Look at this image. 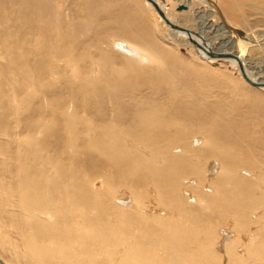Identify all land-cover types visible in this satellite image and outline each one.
I'll list each match as a JSON object with an SVG mask.
<instances>
[{"label":"rangeland","instance_id":"obj_1","mask_svg":"<svg viewBox=\"0 0 264 264\" xmlns=\"http://www.w3.org/2000/svg\"><path fill=\"white\" fill-rule=\"evenodd\" d=\"M202 1L41 0L49 6L43 20L52 24H37L33 31L23 27L26 18L9 0L0 6V258L5 264H199L201 259L202 264H264V90L211 56L222 48L230 57L231 50L242 52L248 70L264 79V0H208L220 16ZM180 5L188 9L178 10ZM158 10L191 30L193 38L171 34ZM126 47L137 54L130 56ZM139 51L156 62L140 63ZM146 105L175 119L172 131L155 121L142 124L154 135L173 136V146L152 134L150 141L137 142L134 130L120 138V128L136 127ZM185 111L208 117L190 118ZM214 117L232 120L231 129L214 133L236 138L231 142L238 149L203 158L207 150L222 147L202 142L203 128H210ZM229 157L242 159L227 177L218 169ZM175 168L181 171L171 178ZM223 177L230 181L222 182ZM133 197L141 210L132 208ZM57 203L64 206L59 212ZM122 212L127 214L117 223ZM121 241L131 248L120 250L128 254L121 253L117 262L113 252ZM80 243L87 246L77 249Z\"/></svg>","mask_w":264,"mask_h":264},{"label":"bare ground","instance_id":"obj_2","mask_svg":"<svg viewBox=\"0 0 264 264\" xmlns=\"http://www.w3.org/2000/svg\"><path fill=\"white\" fill-rule=\"evenodd\" d=\"M10 1V6L11 7H15L16 6V11L18 12V11H21L22 12V16H24L26 19L24 20V21H22V23H23V27L24 28H27V29H30V30H32L33 31V26H35V25H37V24H41L42 26H46V24H52L51 22H48V21H44L43 20V17H44V15H46V14H48V5L45 3L44 5L43 4H41V0H9ZM147 1H151V0H147ZM162 2H166L167 0H161ZM215 1V0H214ZM213 1V2H214ZM195 2V1H194ZM212 2V1H211ZM196 3V2H195ZM207 3V4H206ZM18 4L19 5H21L22 6V8H20L19 6H18ZM200 4H204L205 6H208V7H210V11H212L214 14H215V16H220V11H218L215 7H214V4H211L208 0H203ZM8 6V3H7V0H0V6L3 8L4 6ZM19 8V9H18ZM36 8H38V9H36ZM187 10L188 9V6L187 5H180V6H178V10ZM10 11H13L12 9L10 10ZM200 11V10H199ZM205 12V11H204ZM158 13L160 14V15H164V13L161 11V10H158ZM197 13V12H196ZM195 13V14H196ZM16 14H18V13H16ZM198 14V13H197ZM196 14V15H197ZM202 17V16H201ZM39 18V19H38ZM45 19V18H44ZM0 20H1V18H0ZM4 20V19H3ZM6 20V19H5ZM16 20V19H15ZM56 20V19H55ZM166 21V23H168L169 24V31L171 32V34H173V35H180V36H182V37H185V38H189V39H192L193 38V34H192V32H191V30H186V29H184L182 26H179V25H174V22L172 21V19H169V18H166V17H164L163 16V21ZM4 22V21H3ZM17 22V24L21 27L22 25L21 24H19V22H18V20L16 21ZM21 22V21H20ZM56 22V21H55ZM201 23H202V21H201ZM205 23V22H204ZM52 26H54V25H52ZM61 26V25H60ZM223 27H225V28H228V26H227V24H226V22H224L223 23ZM47 29H49L48 27H47ZM29 30V31H30ZM28 32V31H27ZM31 32V31H30ZM233 33V32H232ZM2 34V33H1ZM45 34V33H44ZM203 35V34H202ZM196 36L198 37V36H200V35H198V34H196ZM42 37V36H41ZM203 37H204V35H203ZM204 39H206V36L204 37ZM1 40V39H0ZM28 43V42H27ZM45 46V45H44ZM126 49H127V53H129L130 54V56L131 55H136L137 53L136 52H134V51H132L133 49H129L128 47H126ZM224 48H222L219 52H221L220 54H219V52L218 53H214V54H212L211 56H213V57H217L213 62H215L216 64H218V65H227V66H229L230 67V69H234L235 71H237V74L239 75V76H241V77H243L249 84H252L253 86H255V87H258V88H260V89H262V90H264V79H259V78H257L255 75H253L249 70H248V68H247V66L245 65V61H244V59H245V57H243V53L242 52H235V51H230L232 54H233V57H230L227 53H225V49L223 50ZM207 51H208V49H204V52L202 53V55L204 56V58H208L207 57ZM126 53V54H127ZM139 53H140V55H139V62L140 63H143V62H146V61H151V63H155L156 62V59L154 58V56H151V55H147L145 52H140L139 51ZM138 53V54H139ZM138 56V55H137ZM245 56V55H244ZM211 58V57H210ZM137 60H138V58H136ZM8 72H6V74H7ZM160 89V88H159ZM162 90V89H161ZM173 90H171V91H169V93L170 92H172ZM157 94H159V90H157ZM171 95L173 96L174 95V91L171 93ZM143 113L141 114V115H138V117H139V120H138V123H137V125H136V127H131L133 124H131L130 126H129V124L127 125V127L125 128V129H123V128H120V130H119V132H120V138L121 137H125V136H133L134 134V139H136V141L137 140H140V141H142V139H145L147 142L148 141H150L151 140V138H153L152 136L154 135V132L152 131V133H151V130H146V129H144V128H146V126H144V125H146V124H152V122L154 123V121L156 122V124H160V126H162L163 128H167V129H170V128H174V126H175V119H168V118H165V116H163V115H161L159 112L157 113V111H155V110H151V108H150V105H146V107L144 108V109H142L141 110ZM186 112V115L188 116V117H190V118H196V117H202V119H205V120H207L206 118L208 117V113H205V114H202V115H198V114H193V113H190V112H188V111H185ZM208 112V111H207ZM195 115V116H194ZM119 116V115H118ZM120 117V116H119ZM128 120V119H127ZM211 120V119H210ZM104 121H106V120H104ZM130 123L131 122H134V120H133V117H131L129 120H128ZM178 121V120H177ZM180 121V120H179ZM119 122V121H118ZM232 123V120H230V119H226V118H224V117H214V121H212L211 120V122H210V128H203V130H204V132L202 133V134H204V141H202V142H204V144H213V143H215V142H219L221 145H222V147L219 149V150H216V149H209V150H207L206 151V153L204 154V156H203V158H208V156H211V154L213 155V156H216L217 154L218 155H221V156H223V157H225V155H226V153H229V152H236V148L238 149V146L235 144V143H233V142H231L232 140H234V141H236V138H233V137H231V136H228L227 134L226 135H221V134H217V133H214V129L216 130V128H230V124ZM142 124H144V125H142ZM111 127V126H110ZM115 127V126H114ZM140 128L142 129L143 128V130H145V132H144V134H142V130L140 131ZM231 129V128H230ZM97 130H99V129H97ZM110 130V129H109ZM133 130L136 132V133H134L133 134ZM126 131H128V132H126ZM164 131V130H163ZM163 131H162V133H163ZM169 131H172L171 129L169 130ZM189 130H187V132H188ZM223 131H225L224 129H223ZM118 132V133H119ZM117 133V134H118ZM183 133H185V132H183ZM220 133V132H219ZM149 134H152V136L150 137V135ZM178 135H180V134H178ZM242 135L243 134H238V137H239V139L241 140L243 137H242ZM147 136V137H146ZM155 137H157V140H159V142H161V141H165V142H167L168 144H174V142H175V140H174V138H173V136H169L168 135V137H166V134H161V133H159V134H156V135H154ZM117 139V138H116ZM184 139H185V137H184ZM118 140V139H117ZM128 140V139H127ZM126 140V141H127ZM131 140V139H130ZM145 140H143V143H144V141ZM184 141V140H183ZM119 142V141H118ZM124 142V141H123ZM131 142V141H130ZM134 142V141H133ZM138 142V141H137ZM127 143V142H126ZM125 143V144H126ZM132 143V142H131ZM135 143V142H134ZM179 143V142H178ZM177 143V144H178ZM218 143V144H219ZM147 144V143H146ZM156 144V143H155ZM116 145V144H115ZM141 145V144H140ZM148 145V144H147ZM215 145V144H214ZM130 146V145H129ZM139 146V145H138ZM145 146V145H144ZM143 146V147H144ZM151 147H152V144L150 145ZM156 146H157V144H156ZM171 146H173V145H171ZM225 146V147H224ZM139 147H141V146H139ZM148 147V146H147ZM162 147V146H161ZM134 148V147H133ZM155 148V147H154ZM172 148V147H171ZM170 148V149H171ZM119 149V148H118ZM121 149V148H120ZM137 149V148H136ZM147 149V148H146ZM185 149V148H184ZM138 150V149H137ZM141 150H142V148H141ZM147 150H150V149H147ZM156 150H157V148H156ZM122 151V150H121ZM140 151V150H139ZM149 152H151V151H149ZM160 152V151H159ZM143 153V152H142ZM140 154V153H139ZM144 154V153H143ZM165 152H162V154H161V156L163 157V159L165 160ZM132 156V155H131ZM162 157H161V159H159V162H161V161H163L162 160ZM219 157V156H218ZM107 159V158H106ZM147 159V158H146ZM237 159V158H236ZM242 159V158H241ZM241 159H238L237 161H235V160H233L232 159V157H229V158H227V159H223L224 161H223V163L221 164V166H219V169H218V171L220 172H224L226 175H227V177L228 176H230L231 174H232V172L234 171V169L236 168L234 165H233V163L234 162H241ZM114 160V159H113ZM156 160V159H155ZM144 161H147V160H145L144 159ZM171 162H175L176 161V158H173L172 160H170ZM179 161V159L176 161V162H178ZM183 161H184V159H183ZM167 162V161H166ZM50 163H51V161H50ZM54 163V162H53ZM145 163V162H144ZM162 163V162H161ZM176 164V163H175ZM50 164H48V166H49ZM53 165V164H52ZM237 165V164H236ZM168 166V165H167ZM166 166V167H167ZM214 166V165H213ZM45 168V167H44ZM237 168H240L239 166L237 167ZM43 169V168H42ZM47 169V168H46ZM45 169V170H46ZM51 169V168H50ZM157 169V168H156ZM71 170V169H70ZM146 170V169H145ZM175 170H176V172H174L172 175H171V178L175 175V174H177V173H179V171H181V170H178L177 168H175ZM43 171H44V169H43ZM75 171V170H74ZM237 171V170H236ZM50 172V171H49ZM60 172V171H59ZM160 172V171H159ZM47 173V172H46ZM51 173V172H50ZM58 173V172H57ZM148 173V172H147ZM150 173V172H149ZM148 173V174H149ZM41 174H44V173H41ZM75 174V173H74ZM146 174V173H145ZM158 175H161V173L159 174V173H157ZM46 175V174H45ZM50 175V174H49ZM56 175V174H55ZM233 175V174H232ZM43 176V175H42ZM54 175H52V177H53ZM61 176H62V174H61ZM147 176V175H146ZM234 176H236V175H234ZM47 179H49V177L50 176H45ZM159 177V176H158ZM168 177V176H167ZM44 178V177H43ZM43 178H41V180L43 179ZM45 178V179H46ZM51 178V177H50ZM163 178V177H162ZM62 179V178H61ZM156 179V178H155ZM164 179V178H163ZM170 179V178H169ZM228 178H226V177H223L222 179H220L222 182H224V181H228L227 180ZM54 181L55 180V178L54 179H51V181ZM71 180H73V179H71ZM77 180V179H76ZM159 180V179H158ZM165 180H166V178H165ZM238 180V179H237ZM40 181V180H39ZM47 181V180H46ZM50 181V183H52ZM68 181H69V179H68ZM164 181V180H163ZM230 181V180H229ZM233 181V180H232ZM235 181V180H234ZM239 181V180H238ZM42 182H45V180H42L41 181V183ZM64 181H62L61 183H63ZM237 182V181H236ZM244 182V181H243ZM260 182V181H259ZM50 183H49V185H50ZM107 183V182H106ZM151 183V182H150ZM43 184V183H42ZM46 184V183H45ZM80 184V183H79ZM238 184V183H237ZM47 185V184H46ZM56 185V184H55ZM101 185H102V183H101ZM100 185V186H101ZM103 185H105V184H103ZM110 185V184H109ZM159 185V184H158ZM168 185V184H167ZM243 185V184H242ZM241 185V186H242ZM43 186H44V184H43ZM68 186H70V185H68ZM47 187V186H46ZM50 187H51V185H50ZM49 187V188H50ZM97 187V186H96ZM111 187V186H110ZM109 187V189H112V187L110 188ZM56 188V187H55ZM84 188V187H83ZM107 188H108V186H107ZM156 188V187H155ZM158 188H159V186H158ZM51 189L53 190V187H51ZM51 189H49V190H51ZM60 189V188H59ZM82 189V188H81ZM48 190V189H47ZM56 190H58V188L56 189ZM55 190V191H56ZM108 190V189H107ZM106 189H105V191H107ZM253 190V189H252ZM115 191H116V189H115ZM121 191V190H120ZM50 192V191H49ZM97 192V191H96ZM108 192V191H107ZM41 193V192H40ZM27 194V193H26ZM44 194V193H43ZM46 194H47V191H46ZM107 194V193H106ZM54 195H55V193H54ZM118 195V194H117ZM39 196H40V200L42 199V196H44V195H40L39 194ZM48 196V195H47ZM60 195H58V197H59ZM98 196H99V194H98ZM255 196V195H254ZM51 197H52V195H51ZM152 197V196H151ZM25 198V197H24ZM39 198V197H38ZM54 198V197H53ZM69 198V197H68ZM47 199V198H46ZM58 199V198H57ZM56 199V200H57ZM79 199H80V197H79ZM39 200V199H38ZM49 200H51V199H49ZM48 200V201H49ZM53 200V199H52ZM56 200H53V201H55V202H57ZM71 200V199H70ZM78 200V199H77ZM206 201L208 200V199H205ZM205 200H203V201H205ZM213 200V199H212ZM211 200V201H212ZM239 200V199H238ZM22 201H25L24 199H22ZM22 201H20V202H22ZM44 201L46 202V200H45V198H44ZM48 201H47V203H48ZM60 201H61V199H60ZM132 201H133V209H136V210H141L142 209V206H141V202L136 198V197H133L132 198ZM253 201V200H252ZM44 202V203H45ZM95 202H96V199H95ZM36 203H37V201H36ZM39 203V202H38ZM42 204H44L43 202H41ZM50 203V202H49ZM52 203V202H51ZM54 203V202H53ZM58 203H60V202H58ZM58 203H57V208H55V209H58L59 208V206H58ZM76 203V202H75ZM85 203V202H84ZM92 203V202H91ZM99 203V202H98ZM132 203V202H131ZM145 203H146V201H145ZM23 204H25V202L23 203ZM22 204V205H23ZM61 204V203H60ZM62 204H63V202H62ZM77 204V203H76ZM95 204V203H94ZM96 204H97V202H96ZM109 204V203H108ZM147 204V203H146ZM208 204H209V202H208ZM21 205V204H20ZM19 205V206H20ZM27 205V204H26ZM34 205H36V204H34ZM45 205V204H44ZM98 205V204H97ZM103 205V204H102ZM124 205V204H123ZM127 205V204H126ZM31 206V205H30ZM33 206V205H32ZM40 206L41 205H39V208H40ZM52 206V205H51ZM82 206V205H81ZM93 206V205H92ZM147 206V205H146ZM24 207V206H23ZM27 207V206H26ZM29 207V206H28ZM33 207H35V206H33ZM46 207V206H45ZM53 207V206H52ZM64 208V206L63 205H61L60 206V208ZM98 208H99V206H97ZM127 207V206H126ZM36 208V207H35ZM42 209H44L43 207H41ZM40 208V209H41ZM46 208H48L49 209V207H46ZM59 208V209H60ZM80 208V207H79ZM176 208V207H175ZM40 209H38L39 211H40ZM51 209H53V208H51ZM50 209V210H51ZM59 209H58V212H59ZM73 209V208H72ZM76 209H77V207H76ZM75 209V210H76ZM93 208H91V210H92ZM97 209V208H96ZM100 209V208H99ZM172 209V208H171ZM170 209V210H171ZM47 210V209H46ZM48 211V212H51V213H53L52 212V210L51 211ZM68 210V209H67ZM100 210H102V209H100ZM143 210H146V208L145 209H143ZM161 210V209H160ZM43 210H41V212H42ZM65 211V210H64ZM104 211V210H103ZM162 211V210H161ZM23 212V211H22ZM22 212H21V214H22ZM47 212V211H46ZM55 212V211H54ZM58 212H56V213H58ZM61 213H62V211H60ZM91 212H93V211H91ZM90 212V213H91ZM96 212V211H95ZM38 213V212H37ZM50 213V214H51ZM89 213V214H90ZM143 213H144V211H143ZM147 214H150L151 215V212H146ZM24 214V213H23ZM60 214V213H59ZM69 214V213H68ZM100 214H101V211H100ZM102 214H103V212H102ZM113 214V213H112ZM125 214H127V213H120L118 216H117V218H116V222L118 223V221H120L121 222V220H124V218H125ZM135 214V213H134ZM169 214V213H168ZM42 215V214H41ZM43 215H45V214H43ZM83 215H85L84 213H83ZM137 215H138V213H137ZM25 216V215H24ZM28 216V215H27ZM31 216V215H30ZM40 216V215H39ZM63 216H64V214H63ZM62 216V217H63ZM86 216V215H85ZM102 216V215H101ZM109 216V215H108ZM127 216V215H126ZM162 216V215H161ZM171 216V215H170ZM174 216V215H173ZM176 216V215H175ZM21 217V216H20ZM45 217V216H44ZM50 217H52V214H51V216ZM54 217H55V214H54ZM61 217V216H60ZM89 217H90V215H89ZM91 217H94L93 216V214L91 213ZM111 217V216H110ZM114 217V216H113ZM151 217V216H150ZM28 218V217H27ZM26 218V219H27ZM65 218V217H64ZM158 218V217H157ZM173 218V217H172ZM40 219V218H39ZM42 219V218H41ZM48 219V218H47ZM60 219L61 218H59V220L58 221H60ZM93 219H95V218H93ZM93 219H91V220H93ZM126 219H127V217H126ZM159 219H161V217L159 218ZM158 219V220H159ZM168 219V218H167ZM22 220H24V219H22ZM36 220V219H35ZM45 220V219H44ZM50 220L52 221V219L50 218ZM68 220V219H67ZM128 220H129V217H128ZM135 220V219H134ZM156 220V219H155ZM176 220H177V218H176ZM40 221H43V220H40ZM56 222H57V218H56V220H55ZM65 221V220H64ZM79 222H81V218H79V220H78ZM87 221V223H88V219L86 220ZM90 221V220H89ZM99 221V220H98ZM106 221V220H105ZM113 221V220H112ZM111 221V222H112ZM147 221V220H146ZM157 221V220H156ZM155 221V222H156ZM162 221V220H161ZM23 222V221H22ZM119 222V223H120ZM132 222V221H131ZM163 222V221H162ZM183 222V221H182ZM69 223V222H68ZM130 223V222H129ZM136 223V222H135ZM159 223V222H158ZM165 223H167V222H165ZM177 223H178V220H177ZM184 223V222H183ZM186 223V222H185ZM25 224H26V222H25ZM24 224V225H25ZM54 224V223H53ZM52 224V225H53ZM62 224V223H61ZM65 224V223H64ZM97 224V223H96ZM149 224V223H148ZM182 224V223H181ZM191 224V223H190ZM41 225V224H40ZM81 225V224H80ZM101 225H102V223H101ZM132 225V224H131ZM158 225V224H157ZM58 226H59V224H58ZM91 226V225H90ZM94 226H96V225H94ZM108 227H110L109 225H107ZM141 226H142V224H141ZM168 226V225H167ZM17 227V226H16ZM40 227H42V225L40 226ZM60 227V226H59ZM58 227V228H59ZM93 227V226H92ZM189 227V226H188ZM44 228V227H43ZM54 228H55V226H54ZM68 228V227H67ZM143 228V227H142ZM19 229V228H18ZM35 229H36V227H35ZM40 229V228H39ZM61 229V228H60ZM97 229V228H96ZM109 229V228H108ZM34 230V229H33ZM49 230V229H48ZM68 230V229H67ZM80 230H84V229H80ZM89 230V229H88ZM88 230H86L87 232H88ZM98 230V229H97ZM103 230V229H102ZM111 230V229H110ZM127 230V229H126ZM185 230V229H184ZM34 231H36V230H34ZM42 231V230H41ZM61 231H64V229L62 228V230ZM91 231H92V229H91ZM90 231V232H91ZM104 231V230H103ZM102 231V232H103ZM116 231V230H115ZM132 231H133V229H132ZM189 231V230H188ZM30 232V231H29ZM86 232V233H87ZM94 232H95V230H94ZM113 232V231H112ZM117 232V231H116ZM50 233V232H49ZM64 233V232H63ZM65 233H67L66 231H65ZM68 233H69V235H70V231H68ZM82 233V232H81ZM122 233V232H121ZM35 233H33V235H34ZM46 234H47V232H46ZM58 234V233H57ZM88 234V233H87ZM106 234V233H105ZM123 234H124V232H123ZM122 234V235H123ZM72 235V234H71ZM108 235V234H107ZM111 235H112V233H111ZM116 235V234H115ZM146 235V234H145ZM144 235V236H145ZM49 236V235H48ZM66 236H68V234L66 235ZM84 236V235H83ZM113 236V235H112ZM124 236V235H123ZM140 236V235H139ZM143 236V235H142ZM32 237H36V236H32ZM38 237V236H37ZM56 237V236H55ZM58 237V236H57ZM79 237V236H78ZM85 237V236H84ZM83 237V238H84ZM105 237V236H104ZM113 237H115V236H113ZM141 237V236H140ZM23 238H24V236H23ZM31 238V237H30ZM82 238V237H81ZM125 238V237H124ZM25 239V238H24ZM33 239H35V238H33ZM127 239V238H126ZM36 240V239H35ZM39 240V239H38ZM37 240V241H38ZM107 240V239H106ZM117 240V239H116ZM146 240V239H145ZM239 240H240V238H239ZM54 241V240H53ZM63 241V240H62ZM75 241H77V239L75 240ZM84 241V240H83ZM85 241L86 242H88L87 241V239H85ZM123 241H124V239H123ZM181 241H183V240H181ZM25 242H27V241H25ZM31 243L33 242V243H35L34 241H30ZM38 242H40V241H38ZM37 242V243H38ZM59 242H60V240H59ZM78 242V241H77ZM85 242V243H86ZM118 242V241H117ZM122 242V241H121ZM147 242V241H146ZM178 242V241H177ZM184 242H185V240H184ZM51 243H53V242H51ZM64 243V242H63ZM66 243V242H65ZM89 243H90V241H89ZM123 243V242H122ZM179 243V242H178ZM27 244V243H26ZM28 244H30V243H28ZM27 244V245H28ZM68 244V243H67ZM72 244V243H71ZM75 244H76V242H75ZM79 244V243H78ZM94 244V243H93ZM114 244V243H113ZM183 244V243H182ZM18 245V244H17ZM44 245H45V243H44ZM50 245V244H49ZM86 245V244H85ZM85 245H83V244H81L80 243V245H79V247L77 248L76 247V245H75V247L77 248V249H80V250H82L83 248H85ZM109 245V244H108ZM139 245V244H138ZM168 245V244H167ZM172 245V244H171ZM201 245V244H200ZM31 246V245H30ZM43 246V245H42ZM41 246V247H42ZM47 246V245H46ZM46 246H44L43 247V250H44V248L46 247ZM62 246H63V244H62ZM64 246H66V244H64ZM70 247H72L71 245H69ZM87 246V245H86ZM117 246V245H116ZM150 246V245H149ZM161 246V245H160ZM193 246V245H192ZM27 247V246H26ZM38 247H40V245H38ZM74 247V248H75ZM95 247H97V246H95ZM129 247H130V245H129V241H128V244H127V242L126 243H123L120 247H118L114 252H113V260L114 261H117V262H119V260L120 259H122L124 256L121 254V253H127L126 252V250H128L129 249ZM143 247V246H142ZM175 247V246H174ZM183 247V246H182ZM181 247V248H182ZM195 247V246H194ZM86 248H88V247H86ZM114 248H116V247H114ZM113 248V249H114ZM123 248H127L125 251H120V250H122ZM131 248V247H130ZM150 248V247H149ZM167 248V247H166ZM203 248V247H202ZM35 249V248H34ZM41 249V248H40ZM39 249V250H40ZM49 249H50V246H49ZM51 249H52V247H51ZM54 249V248H53ZM66 249V248H65ZM64 248L62 249V253L64 254V252L65 251H63V250H65ZM112 249V248H111ZM132 249H133V247H132ZM150 249H152V248H150ZM169 249H171V248H169ZM175 249V248H174ZM177 249V248H176ZM196 249V248H195ZM194 249V250H195ZM26 250V249H25ZM29 250V249H28ZM31 250H33V249H31ZM42 250V251H43ZM124 250V249H123ZM139 250V249H138ZM165 250V249H164ZM173 250V249H172ZM41 251V250H40ZM47 251V250H46ZM46 251H43V253L44 252H46ZM49 251V250H48ZM50 251H53V250H50ZM56 250H54L53 251V253L55 252ZM70 251V250H69ZM73 251H75V249H73ZM101 251V250H100ZM137 251V250H136ZM142 251V250H141ZM145 251V250H144ZM149 251V250H148ZM169 251V250H168ZM175 251V250H174ZM202 251V250H201ZM60 252V253H59ZM59 252H57V253H59V254H61V250L59 251ZM77 252V251H76ZM81 252V251H80ZM173 252V251H172ZM199 252V251H198ZM25 253V252H24ZM42 253V252H41ZM50 253H52V252H50ZM52 253V254H53ZM66 253V252H65ZM78 253V252H77ZM99 253V252H98ZM130 253V252H129ZM132 253V252H131ZM138 253V252H137ZM136 253V254H137ZM140 253V252H139ZM161 253V252H160ZM165 253V252H164ZM180 253V252H179ZM188 252H186V254H187ZM194 253V252H193ZM33 254H34V252H33ZM33 254H31L32 256H33ZM40 254V253H39ZM48 254V253H47ZM60 255V257L61 256H65V254L64 255ZM72 254V253H71ZM96 254V253H95ZM119 254H121V255H119ZM128 254V253H127ZM146 254V253H145ZM157 254V253H156ZM166 254V253H165ZM168 254V253H167ZM171 254V253H170ZM181 254V253H180ZM206 254V253H205ZM36 255H38V253H37V251H36ZM42 255V254H41ZM40 255V256H41ZM49 255V254H48ZM54 255V254H53ZM57 255V254H56ZM55 255V256H56ZM76 255V254H75ZM84 255V254H83ZM108 255V254H107ZM139 255H141V254H139ZM143 255V254H142ZM148 254H146V257L145 258H147L148 256H147ZM189 255V254H188ZM192 255V254H191ZM190 255V256H191ZM26 256V255H25ZM35 256V255H34ZM39 256V257H40ZM54 256V257H55ZM70 256V255H69ZM86 256V255H85ZM88 256V255H87ZM95 256V255H94ZM101 256V255H100ZM153 256H155V255H153ZM161 256H162V253H161ZM198 256V255H197ZM36 257L37 256H35V260H36ZM54 257H53V260H54ZM73 257V256H72ZM89 257V256H88ZM104 257V256H103ZM127 257H128V255H127ZM211 257V256H210ZM65 258V257H64ZM67 258V257H66ZM92 258V257H91ZM111 258V257H110ZM142 258V257H141ZM164 258H166V257H164ZM167 258H168V256H167ZM215 258V257H214ZM34 259V258H33ZM39 259V258H38ZM44 259V258H43ZM50 259H52V257H50ZM57 259H60V258H57ZM68 259V258H67ZM105 259V258H104ZM126 259V258H125ZM128 259V258H127ZM133 259V258H132ZM151 259V258H150ZM153 259V258H152ZM158 259V258H157ZM179 259V258H178ZM215 259H217V257L215 258ZM61 260V259H60ZM59 260V261H60ZM84 260V259H83ZM95 260V259H94ZM145 260V259H144ZM160 260H161V258H160ZM192 260V259H191ZM200 260V259H199ZM199 260H197L198 261V263H199ZM208 261H211L212 260V258H210V260L209 259H207ZM97 261V260H96ZM146 261H147V259H146ZM168 261V260H167ZM196 261V262H197ZM201 261H202V259H201ZM201 261H200V263H201ZM212 261H214V260H212ZM218 261V260H217ZM0 262L2 263V264H5V262L0 258ZM45 262H46V260H45ZM44 262V263H45ZM51 262V261H50ZM50 262H48L49 264H50ZM53 262V261H52ZM54 262H55V260H54ZM57 262H58V260H57ZM61 262V261H60ZM88 262V261H87ZM100 262V261H99ZM141 262H143V261H141ZM140 262V263H141ZM157 262H159V259L157 260ZM192 262V261H191ZM193 262H195V261H193ZM192 262V263H193ZM205 262V261H204ZM40 263H41V261H40ZM43 263V262H42ZM43 263V264H44ZM59 263V262H58ZM58 263H56V264H58ZM65 263V262H64ZM144 263V262H143ZM150 263V262H149ZM179 263H180V260H179ZM199 263V264H200ZM206 263V262H205ZM217 263V262H216ZM215 262L213 263V264H216ZM39 264V263H38ZM53 264V263H52ZM84 264V263H83ZM85 264H87V263H85ZM88 264H94V261L93 260H89V263ZM97 264V263H96ZM106 264V263H105ZM137 264V263H136ZM162 264V263H161ZM182 264V263H181ZM194 264V263H193ZM196 264V263H195ZM202 264V263H201ZM212 264V263H211Z\"/></svg>","mask_w":264,"mask_h":264}]
</instances>
